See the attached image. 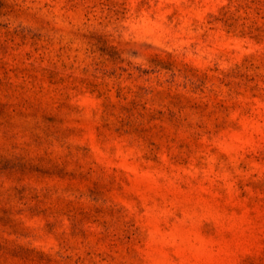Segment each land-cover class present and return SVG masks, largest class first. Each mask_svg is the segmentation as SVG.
Listing matches in <instances>:
<instances>
[{
  "label": "rangeland",
  "instance_id": "374dc122",
  "mask_svg": "<svg viewBox=\"0 0 264 264\" xmlns=\"http://www.w3.org/2000/svg\"><path fill=\"white\" fill-rule=\"evenodd\" d=\"M0 264H264V0H0Z\"/></svg>",
  "mask_w": 264,
  "mask_h": 264
}]
</instances>
